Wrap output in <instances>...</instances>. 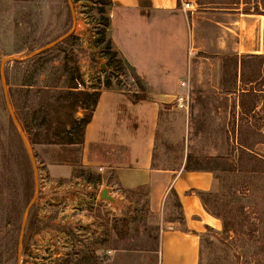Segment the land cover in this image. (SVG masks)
I'll return each mask as SVG.
<instances>
[{"label":"rangeland","instance_id":"374dc122","mask_svg":"<svg viewBox=\"0 0 264 264\" xmlns=\"http://www.w3.org/2000/svg\"><path fill=\"white\" fill-rule=\"evenodd\" d=\"M246 1L242 12L264 4ZM107 12L94 0H0V264H159L162 231L182 228L171 192L153 211L148 185L124 190L114 169L68 143L83 142V126L71 124L85 113L73 105L78 91L109 81L132 100L144 96L133 72L110 71L108 27L101 40L98 24ZM226 18L246 30L237 15ZM138 30L133 49L152 55L157 42ZM243 33L188 54L191 69L180 80L189 109L165 104L157 131L154 167L213 169L206 199L220 226L201 233L199 264H264V63L246 61L237 76L234 49L253 38ZM241 100L255 112L241 113ZM235 125L261 157L241 150ZM104 188L112 200L100 197Z\"/></svg>","mask_w":264,"mask_h":264},{"label":"crops","instance_id":"0c3cea01","mask_svg":"<svg viewBox=\"0 0 264 264\" xmlns=\"http://www.w3.org/2000/svg\"><path fill=\"white\" fill-rule=\"evenodd\" d=\"M183 1L111 0L108 33L112 46L143 84L144 96L132 100L122 89H99L97 103L83 129V157L89 163L114 169L117 183L126 191L148 185L151 210L160 211L173 190L180 204L182 228L162 231L159 264H199L201 233L207 227L220 226L219 219L205 209L196 193L213 190L215 176L211 171L153 166L159 121L166 110L163 106L183 90L177 79L183 81L181 77L185 78L191 69L188 54L211 45L221 48L225 33L240 37L244 32L253 38L243 40V44L239 39L234 49L237 74L241 56L264 55V8L260 2H254L259 5L256 13L253 9L241 11L246 0H191L193 10H184ZM232 15H237L236 21L246 30L234 31L224 24V17ZM138 27L148 30L158 44L150 56L133 49Z\"/></svg>","mask_w":264,"mask_h":264},{"label":"trees","instance_id":"16d2710c","mask_svg":"<svg viewBox=\"0 0 264 264\" xmlns=\"http://www.w3.org/2000/svg\"><path fill=\"white\" fill-rule=\"evenodd\" d=\"M94 2L97 5H99L101 8L105 7L107 11H108L109 5L111 4V0H94ZM261 5H262V3H261ZM262 6L264 8V4ZM253 12H256V13L259 12V5L258 4H255ZM98 24L100 25L99 32L101 34V40H103L104 39L105 27L107 28L108 25H109V17H107V18L105 17L104 20L98 22ZM110 42H111V40L110 41L106 40V49H110L111 48L109 46ZM108 59H109L110 64H111L110 65V71H111L112 74H115L116 77L119 76L120 71L123 72V73H126V71L127 72L130 71V70L128 71L123 59L121 58V56H119L117 50H115L113 48V46H112L111 51L109 53ZM233 59L237 60V57L234 56ZM249 60L250 61L251 60H257L259 63L263 64L264 63V55L263 56L262 55L241 56V58H240V67H242V63L245 64L246 61H249ZM235 64H237L236 61H235ZM240 71H241V68H240ZM237 76H238V74H237ZM76 78L77 77H73V80H75ZM103 83H104V87L105 88L112 87V86H109L110 85L109 81H107V83L106 82H103ZM139 87L141 88V90H143L141 85H139ZM115 88L121 90V88H118V87H115ZM73 89H75V88L73 87ZM246 92H248V90L245 89L242 93H246ZM73 97L75 98V102H74L73 105L74 106L77 105V103L79 101L80 105H81L80 107L85 110V113L83 114V116L81 118H72V120H71L72 123L71 124L72 125H76V124L77 125H82L83 129H84L85 125L89 122V120L91 118L92 110L94 109V107H95V105L97 103V100H98V97H99V89H92L91 91H89V90H80L76 94H74ZM240 102H241L240 103L241 113L247 114V113L255 112V109L257 107V105L255 103H252V105H251V107L249 109H245L244 110V102L242 100ZM234 128H235L234 129V135H235V138L237 139L236 142H238L239 147L241 148V150L246 151V153L249 156L261 157L262 155H260V154L256 153L255 151H253V149L251 148V144L247 143L246 141H244V139H242L241 136L244 134L243 130H242L243 127L241 125H235ZM68 143L69 144L78 143L80 145L82 143V140H80V141L69 140ZM222 159H226V158L222 157ZM185 169L190 170V169H193V168H189L188 166H186ZM204 170H208V171H211V172L213 171V169H211V168L204 169ZM224 170H226V169H224ZM171 192H173L172 189H171ZM196 193L199 196V198L201 199L205 209L211 215H214L215 217L220 218L218 215L213 213L208 208L206 197L211 195L212 192L211 191H197ZM176 201H177V204L180 206L177 198H176ZM222 227H223L222 228L223 230L227 231L228 223L226 221H224V220H222ZM200 241H201V238H200Z\"/></svg>","mask_w":264,"mask_h":264},{"label":"built area","instance_id":"2783aa9c","mask_svg":"<svg viewBox=\"0 0 264 264\" xmlns=\"http://www.w3.org/2000/svg\"><path fill=\"white\" fill-rule=\"evenodd\" d=\"M182 8L184 10H193V2L191 0L183 1ZM78 85H80V83H78ZM179 86L182 87L183 90L176 93L172 101L178 109L187 111L190 105L191 93L189 91L186 80L180 81Z\"/></svg>","mask_w":264,"mask_h":264},{"label":"water","instance_id":"95a60500","mask_svg":"<svg viewBox=\"0 0 264 264\" xmlns=\"http://www.w3.org/2000/svg\"><path fill=\"white\" fill-rule=\"evenodd\" d=\"M100 197L101 198H105V199L112 200V197H111V195H109L108 190L106 188H104V189L101 190Z\"/></svg>","mask_w":264,"mask_h":264}]
</instances>
